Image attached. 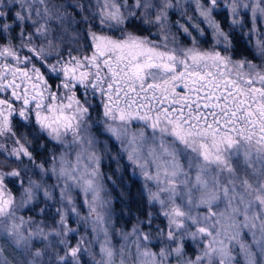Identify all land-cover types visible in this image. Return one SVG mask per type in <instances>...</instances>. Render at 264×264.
<instances>
[{"label": "snow or ice", "instance_id": "snow-or-ice-1", "mask_svg": "<svg viewBox=\"0 0 264 264\" xmlns=\"http://www.w3.org/2000/svg\"><path fill=\"white\" fill-rule=\"evenodd\" d=\"M0 264H264V0H0Z\"/></svg>", "mask_w": 264, "mask_h": 264}, {"label": "trees", "instance_id": "trees-1", "mask_svg": "<svg viewBox=\"0 0 264 264\" xmlns=\"http://www.w3.org/2000/svg\"><path fill=\"white\" fill-rule=\"evenodd\" d=\"M103 171L105 172L106 175H111L113 172H116L112 167L105 166L103 167ZM123 178V184H117L115 186V191L113 192L114 197H120L121 192L126 191L128 188L131 189V197L132 199H138L139 195V190H138V185L139 182L131 175L130 171H123L121 170L120 172H116L115 176L113 177L114 179H120ZM114 206L119 207L114 201ZM133 211H135V207L133 206ZM25 215H28L25 213Z\"/></svg>", "mask_w": 264, "mask_h": 264}, {"label": "rangeland", "instance_id": "rangeland-1", "mask_svg": "<svg viewBox=\"0 0 264 264\" xmlns=\"http://www.w3.org/2000/svg\"><path fill=\"white\" fill-rule=\"evenodd\" d=\"M173 19H175V17H173ZM105 166H109L108 165V162L107 161H105V164H104ZM110 167H112L115 171H116V164L115 163H113V164H111V166ZM132 175V174H131ZM135 178V177H134ZM136 179V178H135ZM137 180V179H136ZM138 181V180H137ZM139 182V181H138ZM139 187H138V190H139V188H140V182H139V185H138ZM27 216V215H26Z\"/></svg>", "mask_w": 264, "mask_h": 264}]
</instances>
